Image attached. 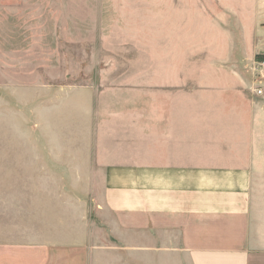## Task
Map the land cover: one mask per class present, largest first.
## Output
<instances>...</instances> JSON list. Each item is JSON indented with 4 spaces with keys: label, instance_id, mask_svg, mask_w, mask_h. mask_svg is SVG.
I'll return each instance as SVG.
<instances>
[{
    "label": "rangeland",
    "instance_id": "374dc122",
    "mask_svg": "<svg viewBox=\"0 0 264 264\" xmlns=\"http://www.w3.org/2000/svg\"><path fill=\"white\" fill-rule=\"evenodd\" d=\"M243 2L0 0V242L48 235L85 243L88 264L128 258L123 247L144 238L116 228L98 207L100 171L89 175L95 202L76 185L80 165L70 171L62 152L84 136L99 151L117 146L127 126L165 99L243 101L249 131L253 110L264 111V95L250 90V69L264 59V10ZM262 134L255 142L264 162V126ZM251 179L253 231L264 240V170ZM15 194L18 218L10 216L20 212L10 203ZM34 210L39 215L31 217ZM28 249L23 264H30ZM33 256L36 263L44 257Z\"/></svg>",
    "mask_w": 264,
    "mask_h": 264
},
{
    "label": "crops",
    "instance_id": "0c3cea01",
    "mask_svg": "<svg viewBox=\"0 0 264 264\" xmlns=\"http://www.w3.org/2000/svg\"><path fill=\"white\" fill-rule=\"evenodd\" d=\"M255 2L264 10V0ZM223 74L232 76L229 70ZM157 102L153 114H142L125 128L127 138L117 146L99 151L84 136L80 146L62 152L69 170L80 165L82 181L76 185L91 201L96 183L89 175L100 171L98 207L112 216L116 228L153 240L126 244L128 258L117 264H264L263 236L255 237L251 218L252 172L264 170L257 157L263 150L255 142L263 135V109L253 110L248 131L243 101ZM184 106L192 110L184 113ZM88 127L84 123L83 135L91 134ZM11 197L10 203L20 212L10 216L22 217V199L17 194ZM80 207L86 216V204ZM53 212L57 211L48 209ZM30 215L39 214L34 210ZM23 228L21 224L17 230ZM42 238L8 243L5 237L0 242V264H23L24 246L30 248V264H88L85 243ZM8 247L14 253L9 258ZM35 252L44 255L40 263L34 261Z\"/></svg>",
    "mask_w": 264,
    "mask_h": 264
},
{
    "label": "built area",
    "instance_id": "2783aa9c",
    "mask_svg": "<svg viewBox=\"0 0 264 264\" xmlns=\"http://www.w3.org/2000/svg\"><path fill=\"white\" fill-rule=\"evenodd\" d=\"M250 73L252 78L250 90L256 97H262L264 95V59L255 61Z\"/></svg>",
    "mask_w": 264,
    "mask_h": 264
},
{
    "label": "trees",
    "instance_id": "16d2710c",
    "mask_svg": "<svg viewBox=\"0 0 264 264\" xmlns=\"http://www.w3.org/2000/svg\"><path fill=\"white\" fill-rule=\"evenodd\" d=\"M259 59H261V58H259Z\"/></svg>",
    "mask_w": 264,
    "mask_h": 264
}]
</instances>
